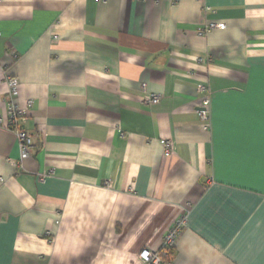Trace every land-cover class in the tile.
Segmentation results:
<instances>
[{
    "label": "crops",
    "instance_id": "1",
    "mask_svg": "<svg viewBox=\"0 0 264 264\" xmlns=\"http://www.w3.org/2000/svg\"><path fill=\"white\" fill-rule=\"evenodd\" d=\"M0 121V264H264V0H0Z\"/></svg>",
    "mask_w": 264,
    "mask_h": 264
},
{
    "label": "built area",
    "instance_id": "2",
    "mask_svg": "<svg viewBox=\"0 0 264 264\" xmlns=\"http://www.w3.org/2000/svg\"><path fill=\"white\" fill-rule=\"evenodd\" d=\"M225 24L222 22H206L199 28L198 34L203 35L211 29H223ZM210 58L208 56H196L195 62L197 64L209 65ZM7 85V93L5 96L6 111L8 117V128L12 130L20 150V158L23 159L30 154V147L33 144L34 133L28 131L25 123L28 119L26 114V107L21 106L18 102V85L19 81L15 76L8 75L5 79ZM197 91L201 93L200 107L198 109V117L203 124H209V108L211 97L206 81H200L196 85ZM144 103L154 104L159 101L157 93H149L143 98ZM32 104V100L26 102L27 106ZM1 123V121H0ZM163 152L169 155L172 152V140H162ZM44 175L41 176L43 179ZM187 226V215H181L171 227L168 228L163 236L160 247L156 250L142 248L137 257L143 264H175L170 258L169 253L175 246L178 237Z\"/></svg>",
    "mask_w": 264,
    "mask_h": 264
},
{
    "label": "trees",
    "instance_id": "3",
    "mask_svg": "<svg viewBox=\"0 0 264 264\" xmlns=\"http://www.w3.org/2000/svg\"><path fill=\"white\" fill-rule=\"evenodd\" d=\"M169 255H170V253H169Z\"/></svg>",
    "mask_w": 264,
    "mask_h": 264
}]
</instances>
